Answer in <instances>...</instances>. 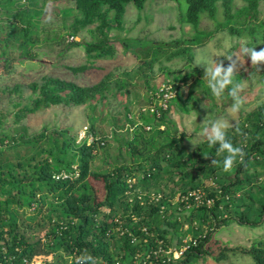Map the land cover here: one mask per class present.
I'll return each mask as SVG.
<instances>
[{
	"label": "trees",
	"instance_id": "obj_1",
	"mask_svg": "<svg viewBox=\"0 0 264 264\" xmlns=\"http://www.w3.org/2000/svg\"><path fill=\"white\" fill-rule=\"evenodd\" d=\"M41 1L0 0V63L4 68L13 60L33 58L29 48L37 44L51 48L49 42L63 37L54 28L47 32L55 37L41 35L45 31L39 21L48 17L44 13L47 0ZM185 2L186 11L183 15L181 12L178 21L190 25L192 34L154 44L153 62L159 60L158 56H165L192 64V50L204 46L213 31L220 28H226L233 36L248 37L249 43L264 44V19H257L264 0H241L242 5L235 10V0ZM72 3V8L57 11L61 13L63 28L67 27L66 18L74 13L70 35L94 25L90 32L107 38L111 29L122 28L125 6L132 3L140 11L145 0ZM218 6L223 13L221 22H216ZM203 13L213 22V31L199 30ZM97 40L99 45H86V56L109 57L111 47L103 48L108 45L107 40ZM75 45L79 43L71 46ZM137 69L120 74L127 77L136 74ZM191 71L198 72L196 67ZM179 73L166 69L162 83L170 81L176 92L166 109L157 105L152 91L147 103H154L153 111L147 108L140 112L139 121L128 115L129 109L125 112L127 124L121 129L123 132L117 135L119 127L112 129L117 150L112 158L107 137H96L94 115L88 116L89 127L79 142L68 128H44L35 134L16 135L0 128V264H33L40 256L51 258H45L42 264H59L60 251L70 258L69 264H76L80 255L96 258L97 264H194L201 256H211L219 262L228 252H239L251 257L254 264H264L263 241L242 248L220 246L214 238L218 229L228 223L256 227L263 220L264 102L238 119L236 126L240 131L229 129L233 143L242 145L244 153L243 160L238 159L229 171L223 172L221 165L212 161H222L224 154L217 155L204 140L187 151L182 144L183 134L169 118L170 102L178 99L179 80L190 77ZM113 80V75L107 73L95 85L79 86L43 76L40 83L29 85L32 94L15 112V122L51 106L87 105L94 112L96 105L92 101L106 99L108 94L114 96L116 89L121 91L129 85L121 76ZM239 80L240 74L233 77L235 83ZM1 124L0 118V127ZM91 135L95 137L88 142ZM100 150L110 159L104 169L95 165ZM91 180L102 182V197L97 195ZM197 192L201 193L199 201ZM35 227L43 232V237L32 235ZM212 245L219 249L215 256ZM183 246L186 247L177 259L163 254Z\"/></svg>",
	"mask_w": 264,
	"mask_h": 264
},
{
	"label": "rangeland",
	"instance_id": "obj_2",
	"mask_svg": "<svg viewBox=\"0 0 264 264\" xmlns=\"http://www.w3.org/2000/svg\"><path fill=\"white\" fill-rule=\"evenodd\" d=\"M41 2L39 0V3ZM235 2L233 10L242 5L241 0H235ZM72 6V0H47L44 13L48 17L41 18L39 21L45 31L41 35L49 36V38L55 37L52 33L47 32L54 28L63 37L60 40L57 39L56 42L50 40L51 48L44 44L41 46L37 44L34 48H29L33 53L31 55L33 61L31 59L23 60V62L13 60L7 68H4L0 63V118L2 119L0 128L7 134H35L44 128L49 131L56 128H68L70 134L75 136L76 141L79 142L85 136L86 128L89 127L88 116L94 115L96 118V137H107L108 149L112 158L117 153L116 142L111 138L112 129L118 126L119 129L116 134L119 135L123 132L121 129L127 124L125 112L128 109V115L135 121H139L140 112L152 104L147 103V99L149 100V96L152 95L151 92L153 91L155 94L159 85L166 79V69H174L179 70V75L182 77L186 74L190 76L184 80H179L178 99L170 102L171 109L169 111V118L175 121L178 131L183 134L182 144L189 151L194 148L193 143L198 144L203 141V139H193L197 136L195 132L200 131L201 126L199 124L203 122L205 117L211 112L214 117L225 115L227 108L234 102L233 98L227 95L223 98H216L209 94L207 82L202 81L205 75V66L194 64L197 59L202 57L211 59L214 56V60L223 61L224 65L227 66L231 61L227 59L226 55L240 56L241 61L237 60V57H233L234 60H237V74H240L238 83L242 85L239 98L235 101L240 105L239 111L234 114L236 122L241 116L246 115L264 102V63L253 67L250 58L245 57L243 60V55L239 52L243 45L255 46L256 50H260L264 49V44L261 42L249 43L248 37L230 35L226 28L213 31L215 26L211 20L205 17L204 13L200 15L199 30L213 31V35L205 42L204 46L192 50V64H186L182 58L169 59L165 56H158L159 60L153 62L154 44L188 37L192 34L190 25L181 24L178 21L181 12L183 15L186 11L185 0H178L177 2L145 0L140 11L132 3H128L122 17L123 26L121 29H111L107 33V38H104L97 32H90L94 25L86 26L73 34L74 40L67 43L65 36L72 33L69 25L74 19L73 16L76 15L72 13L68 16L65 20L67 27L63 28L61 13L58 14L57 11L61 8H72ZM112 16L113 13L109 19ZM257 17L259 20L264 19V2H261L259 6ZM221 21H223V13L221 7L218 6L216 22ZM98 38L107 40L108 45L104 44L103 48L111 47V51H108L109 57L89 59L85 54V47L88 43L99 45L97 44ZM125 39L129 40L124 44ZM75 43H79V45L71 46ZM79 66H86L87 68L79 72L71 70V68ZM192 67H196L198 72H192ZM136 68H138L136 74L127 77L120 74ZM107 73H111L114 80L120 76L121 79L125 78L129 85L123 87L121 91L114 87L116 89L114 96L108 94L106 99L92 101V104L96 105L94 112L90 111L87 105L76 107L51 106L34 114H27L20 121L15 122V112L20 105L28 102L32 94L29 85L33 82L40 83L43 76L73 82L79 86H92L99 83ZM16 88L18 91L14 90ZM190 97L193 100L188 101L187 99ZM232 122L234 123V120ZM94 137L91 135L88 142H91ZM102 152L103 150H100L101 154L95 161V165L100 169L108 166L105 163L107 160L110 162V159ZM91 185L96 190L97 195L102 197L104 193L102 182L91 180ZM32 235L41 238L43 232L35 227L32 229ZM214 238L220 242V246L228 247L248 248L253 243L264 242V217L256 227L238 225L234 222L228 223L218 229ZM211 250L214 256L219 251L216 245H212ZM59 254L61 255L58 260L59 264H69L70 258L67 254L63 251H60ZM45 258L44 256L37 257L32 263L42 264ZM46 259L50 261L51 258L48 256ZM194 264L254 263L251 257L247 255L239 252H228L226 258L219 262L214 261L211 256H201Z\"/></svg>",
	"mask_w": 264,
	"mask_h": 264
},
{
	"label": "clouds",
	"instance_id": "obj_3",
	"mask_svg": "<svg viewBox=\"0 0 264 264\" xmlns=\"http://www.w3.org/2000/svg\"><path fill=\"white\" fill-rule=\"evenodd\" d=\"M239 52L243 55V60L245 57L250 58L253 67L264 63V49L256 50L255 46L243 45ZM234 56L241 61L239 55H226L227 59L231 61L227 66L224 65L223 61L217 62L214 60V56L211 59L202 57L194 62L195 65L202 64L205 66V75L202 81L207 82V88L210 90L209 94L212 97L223 98L227 95L234 100L227 108L225 115L214 117L212 112L208 114L203 122L199 124L201 126L200 131L198 133L195 132L197 136L193 139H203L209 147L215 149L217 155L224 154L222 161L215 158L212 161L214 165H221L220 170L223 172L229 171L238 159L243 160L244 153L243 146L234 144L229 135V129L235 128L237 132L240 131L236 126L237 122L234 114L239 111L240 105L235 101L239 98V91L242 85L233 82V77L237 74V60L233 59ZM209 94H207L208 97ZM233 120L234 123L232 122ZM76 264H97V260L88 255H80L76 259Z\"/></svg>",
	"mask_w": 264,
	"mask_h": 264
},
{
	"label": "built area",
	"instance_id": "obj_4",
	"mask_svg": "<svg viewBox=\"0 0 264 264\" xmlns=\"http://www.w3.org/2000/svg\"><path fill=\"white\" fill-rule=\"evenodd\" d=\"M21 1L24 2L25 0H21ZM65 40L67 43H69V42H72L74 40V37L72 35H66ZM175 94H176V92L173 89V86L170 83V81L166 80L165 83H161L159 86V90L154 94L156 96L157 105H160L163 109H166L168 100H170L172 97H174ZM148 109H150V111H153L154 110V103H152ZM146 129H148V127ZM62 177H66V176L62 175ZM200 196H201L200 192L195 193L196 200L199 201ZM185 247L186 246H183L178 250L168 249L167 251H163V254L166 256L171 255V257L173 259H177L181 256L182 251L185 249ZM24 262L27 263L25 260H24Z\"/></svg>",
	"mask_w": 264,
	"mask_h": 264
}]
</instances>
